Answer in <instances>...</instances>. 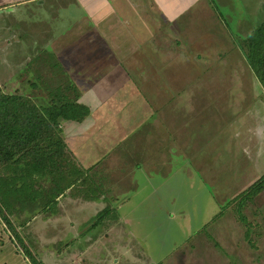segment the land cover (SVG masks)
<instances>
[{"label":"rangeland","instance_id":"rangeland-1","mask_svg":"<svg viewBox=\"0 0 264 264\" xmlns=\"http://www.w3.org/2000/svg\"><path fill=\"white\" fill-rule=\"evenodd\" d=\"M223 1L233 9L236 2L235 11L225 9L221 16L228 24L223 28L229 42H214L219 32L213 28V43L197 44L198 50L211 49L203 50L208 55L202 53L198 64L202 62L207 75L214 72L209 77L217 82L232 80L225 71L227 57L230 67H243L238 47L244 49L245 40L264 22V0ZM40 2L0 14V88L38 103L57 88L74 97L68 84L75 83L78 102L91 113L80 122L56 124L66 147L55 154V165L37 167L30 146L21 148L29 155L22 152L17 162L0 164V264H31L22 243L42 264H264V191L244 201L237 198L245 183L264 175V123L251 117L255 105L245 113L247 107L240 108L243 100L237 98L232 115L223 116L214 113L209 98L227 100L231 90L207 91L204 100L193 84L175 91L177 84L192 81L187 59L163 73L155 69L142 75L131 67V56L111 58L107 51L93 50L94 37L88 42L83 37L80 53L70 56L65 48L75 35L71 27L84 13L75 9L74 0ZM67 26L71 30L64 33ZM232 51L235 58L227 56ZM72 61L77 72L67 74L63 65L68 68ZM121 61L132 71L137 88L134 81H125L121 70L104 76ZM249 77L240 76L247 96L253 92ZM99 78L108 85L93 86ZM253 80L256 97L261 95L264 104L262 86ZM98 94L103 105L96 101ZM141 98L150 109L140 105ZM157 99L163 106H155ZM171 99L176 108L168 107ZM162 107V119L176 134L167 149L157 144L170 135L161 126L150 128V122L164 121L157 114ZM150 130H157L151 140ZM256 159L261 170L254 168ZM105 209L109 214L97 220Z\"/></svg>","mask_w":264,"mask_h":264},{"label":"crops","instance_id":"crops-1","mask_svg":"<svg viewBox=\"0 0 264 264\" xmlns=\"http://www.w3.org/2000/svg\"><path fill=\"white\" fill-rule=\"evenodd\" d=\"M38 1H41V6H45L47 4L50 5V2L53 0H0V11H2L0 12V14L4 13L5 9L7 8L23 7L24 5L37 3ZM55 1L59 2L62 0ZM218 1L220 2L217 3ZM74 2L75 4L73 6L75 7V9L78 12L82 11L84 13V16L82 20H80L79 22L76 21L71 27V29L74 30L72 33L75 35L72 37V39L70 38L67 45L68 47H64L65 49L69 50L70 56L73 55L75 51L80 53L81 40L83 37L86 38L85 41L87 42L91 39V37H94L93 41L96 47H94L93 50H95L97 53L98 51L99 53H102V51H107L110 53L108 56L111 58L126 59L130 58L131 56V58H133L132 61H130L131 67L134 66L136 67V70L139 69L142 75L152 74L156 72L155 69L163 73L164 69H167L169 67L177 68L183 65V59H187L189 65L186 67L189 68L188 72L190 70L193 74L192 81L184 85L177 84L176 88L174 89L175 91H186L188 90V87L193 84V87L198 90L199 99L204 100L205 97H208L206 94L207 91H215L221 89L228 91L231 90L233 92L232 96L230 95V98L227 100L216 101L214 98L211 99L210 96L209 99L216 107L214 113H219L223 116L232 115L229 112L230 108H232L231 106L235 104L237 98H241L243 100V103L240 104L242 105L240 108L247 107V109L245 110L246 113L250 107H253L252 104H254L255 109L253 114H250L253 115L251 117L257 120L259 123H264V117L260 112L262 109L264 113V104H261L263 103L261 95L258 100L254 92V90H256V85L254 84L253 80L254 77L260 84L261 82L255 76L254 72L248 65L245 55L239 47L237 52L240 55V62L242 63L243 67H235V65L233 67H230L228 57L225 60L228 66L225 71L226 73H228L229 78L232 79L231 81L226 82L223 80L222 82H217L216 79H211V77L209 76L214 75L215 73L211 71L207 75L206 71H204L207 69L203 68L204 65L202 64V62L198 64V59L199 61H201L200 58L202 57V53L205 55V58L208 55V53L203 52V50L206 49L208 52H210L211 49L209 47L207 48L206 46L205 49L198 50L199 47L197 44L200 42H203L205 44L213 43V41H211L210 39L213 35H215L212 31L213 28H217L219 32V34H217L218 38H215L214 42H220L223 44H227L229 42L228 36L230 35L227 34L226 30L223 28L228 24L221 21V16L224 17L222 12L225 9H227L228 11H235L236 2H234V9L232 8V6H226V2L223 0H74ZM51 6L52 8L54 7L53 5ZM69 16L70 15H68V17ZM89 22L92 23L90 26H88ZM69 28L70 27L67 28L68 30L63 32H69L71 30ZM232 40L233 42L236 41H234L233 38ZM99 48H101V50H97ZM182 51L186 52V57H184ZM233 52L234 51L230 52L227 56L232 53V55H230L231 58H235L237 54L234 53L233 55ZM103 55H100L98 57H107ZM212 56L214 55L212 54ZM140 57L144 59V62L137 60V58ZM180 60H182V62ZM205 60L206 59H204V61ZM166 61H170L171 63L168 64ZM62 63L65 64L64 61ZM63 66L67 70V73L71 74L70 72L73 71L71 68H76V63L75 61H72V63H70V66L68 65V68L66 67V65ZM115 69L121 70V75L125 76L124 78L126 82L135 80L133 77H131L132 71L130 72L129 66L125 64L124 61H121L120 63L113 66L109 70L110 72H104V76H108ZM73 72L76 73L77 71ZM244 74H248L250 76L249 79L252 85L250 89H252L253 91L250 96H247L244 92L245 89L248 88L246 81L240 78V76ZM105 79L106 78L96 79L98 81L97 83L93 84V86L95 85L98 88L100 84L101 87H104L105 84L108 85L107 80ZM160 85L161 84H158L159 87ZM134 88H137L135 81ZM262 89L264 91L263 86ZM96 96L98 97L96 98L97 103L103 105L104 103H102L101 100L104 99L100 98L99 94ZM173 99H176V94H174ZM173 99H171V101H168L169 108H176L177 106L176 101ZM255 99H257L258 101ZM131 100L133 101L134 99L132 98ZM149 100L153 104V100H151L150 98ZM138 101L141 106L150 109V103L147 102L144 98L138 99ZM161 101L162 100L157 99V103L155 104V106H163ZM216 102H219V106L216 105ZM256 104L259 106V109H257ZM240 108L235 109L234 115H236ZM257 111H259V113H256ZM165 112L166 109H163V107L157 109V114L161 116V119L164 116L163 113ZM239 113L243 112L241 111ZM147 120L145 121L147 122ZM162 120L164 121L159 122L156 120L154 122H150V128L151 126H153V128L161 126L164 129L163 134L167 132L166 134L170 135V137H167L166 139H162L163 137H160L158 144L156 142V144L159 146L158 149H160L161 147L167 149L172 139H176V134L172 136L171 132L169 131V123L167 119L165 118ZM162 122H165L166 125ZM258 128V132L260 134L259 137L262 139V126ZM156 132L157 130L148 131L147 138H149V140L154 139V134ZM130 138H133V136H130L129 139ZM131 144L132 143L129 142V144L125 146V149L129 150L131 148ZM152 144H154V142ZM157 145L155 146V148H157ZM246 152L249 157V152ZM116 154L118 160L119 154L115 151V154L113 155ZM153 158L154 156L152 157V159ZM152 159L148 158L147 163H149L150 161L152 162ZM250 160L252 163L253 160L251 158ZM260 165L258 163V159H256L254 168H258L259 170H261L262 167H260ZM121 177L122 175H120V178ZM122 178L127 180L128 176L126 175ZM254 183H245L243 187L246 189L243 190V193Z\"/></svg>","mask_w":264,"mask_h":264},{"label":"trees","instance_id":"trees-1","mask_svg":"<svg viewBox=\"0 0 264 264\" xmlns=\"http://www.w3.org/2000/svg\"><path fill=\"white\" fill-rule=\"evenodd\" d=\"M244 44V49L240 44L239 47L264 88V22L254 30ZM63 71L66 73V70ZM68 90L75 92V96L67 95L64 90L58 92L57 88L55 92L49 94L50 99H41L35 103L32 99L19 94L4 93L0 88V164L17 162L19 157L22 155L24 157L22 152L29 155L28 152L21 150L29 146L36 157L32 163L37 167L44 166L45 162L50 165L57 163L54 160L57 157L55 154L65 148L66 144L55 128L56 124L59 120L80 122L91 113L88 106L78 102V86L75 83L68 84ZM61 155H64L62 151ZM81 171L83 172L82 168ZM263 191L264 175L237 198L244 201ZM108 214L109 209L103 210L97 220ZM241 218L247 223L244 216ZM22 245L31 264H42L24 243Z\"/></svg>","mask_w":264,"mask_h":264},{"label":"water","instance_id":"water-1","mask_svg":"<svg viewBox=\"0 0 264 264\" xmlns=\"http://www.w3.org/2000/svg\"><path fill=\"white\" fill-rule=\"evenodd\" d=\"M0 12H2V11H0Z\"/></svg>","mask_w":264,"mask_h":264}]
</instances>
